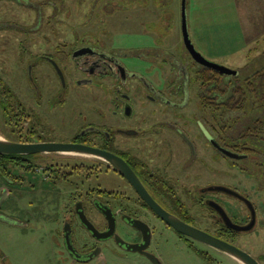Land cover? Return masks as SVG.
Here are the masks:
<instances>
[{
	"label": "flooded vegetation",
	"instance_id": "obj_1",
	"mask_svg": "<svg viewBox=\"0 0 264 264\" xmlns=\"http://www.w3.org/2000/svg\"><path fill=\"white\" fill-rule=\"evenodd\" d=\"M19 3L35 10V17L32 23L13 22L5 29L22 30L25 38L0 41V94L8 101L4 111L9 124H19L1 132L0 138L24 145H81L112 154L123 165L121 171L106 158L81 152L0 154L5 157L10 185L22 187L23 200L36 205L33 211L40 206L47 210L46 219L62 240L66 260L70 264H173L168 257L174 245L194 251L202 264H243L166 220L168 216L177 219L250 254L236 239L256 228L257 207L231 184L220 183L222 158L231 176L239 161L250 159L235 151L221 129L219 104L222 97H230L229 92L221 95L215 87L203 91L212 104L201 105L206 110L212 107L211 119L201 113L189 116L187 57L205 67L193 59L184 43L178 56L163 44L126 52L91 33L77 38L73 31L72 39L63 34L72 30L74 8L60 9L48 0L45 8L51 12L44 8L37 12L36 5L26 0ZM161 15L166 18L169 12ZM41 32L37 41L28 36ZM125 57L142 59L149 63L148 69L141 72L135 64L128 65ZM10 60H16L15 67L22 73L21 92L8 81ZM166 65L171 67L169 72ZM154 67L164 75L162 82L151 76ZM78 92L87 101L85 108L73 105L74 119L66 134L53 136V131L61 130L60 118L53 115L67 111L71 96ZM240 168L247 174L254 171ZM229 191L252 203L256 211L252 229H234L222 215L223 211L239 227L252 221L247 202ZM180 264H186L185 260L181 258Z\"/></svg>",
	"mask_w": 264,
	"mask_h": 264
},
{
	"label": "rangeland",
	"instance_id": "obj_2",
	"mask_svg": "<svg viewBox=\"0 0 264 264\" xmlns=\"http://www.w3.org/2000/svg\"><path fill=\"white\" fill-rule=\"evenodd\" d=\"M19 1L21 2V0L17 3L12 0H0V41L11 40L10 43H13L12 41L16 39L26 37L21 33L22 30L19 32L5 30L10 28L9 23L21 25L33 22L35 10L24 9ZM26 1L30 6L36 5L37 12L42 11L43 8L44 11L51 12L45 8L48 0L45 3L44 0ZM51 1L60 9L63 6L74 8V20L70 21L72 30L63 34L64 37L74 39L69 36L73 31H76L77 38L83 37L85 33H91L93 37L100 38V41L126 52L148 46L160 47L163 44L164 48H170L173 53L177 52L178 56L184 43L182 33L184 9L190 39L196 50L207 60L231 70H237L241 79L264 69V33L259 32V38L256 40L248 38L246 41L244 35L247 28L246 22L251 14L244 12L240 7L241 3L237 5L235 0H140L144 4H140L139 0ZM141 9H144L143 13L146 14H139ZM164 10L169 12L166 18L161 15ZM260 15L257 14L258 17ZM41 35L42 32L28 36L37 41ZM159 39L164 41L161 42ZM124 60L128 65L135 64L141 72L149 66V63H144L140 58L125 57ZM187 60L185 65L191 78L186 101L190 103L187 113L189 116L193 113H201L211 119L213 109H204L199 100L200 82L197 78L203 68L194 63L191 57L188 56ZM8 63L11 65L8 66L10 67L8 81L21 92L25 83L22 73L15 67L16 60H10ZM165 70L169 72L170 65H166ZM150 72L151 76L163 81L164 75L158 68L154 67ZM20 92L17 95L19 101L23 100ZM81 94L78 92L71 96V105L68 103L67 111H60L57 115H53L54 119L60 118L61 126V130L57 129L56 133L53 131V136L66 134L65 128L74 119L71 113L73 105L85 108L87 101L81 97ZM3 99L4 95L0 94V134L7 133L17 125L16 122L9 124ZM250 118L264 119V107L258 113L252 114ZM249 121L246 120V122ZM257 154H250V159L246 162L239 161L240 165L231 173L232 176L229 173L227 161L222 158L220 183L231 184L244 196H248L257 207L256 228L251 235L243 234L238 237L236 242L239 247L264 264V166H261L264 163V153ZM256 162L260 165H255ZM240 166L251 167L254 171L247 174ZM235 204L237 209L245 214L243 206L239 202ZM35 206L32 207L28 201L23 200L22 187L10 185L5 166L3 170L0 169V264H70L66 260L67 253L63 248L62 240L53 232V225L46 219L47 210L40 206L39 210L33 211ZM29 207H32L31 210L28 209ZM30 212L33 213L31 217H29ZM181 258L186 264H202L194 251L188 250L186 246L182 250L173 245L168 257L169 261L180 264Z\"/></svg>",
	"mask_w": 264,
	"mask_h": 264
},
{
	"label": "trees",
	"instance_id": "obj_3",
	"mask_svg": "<svg viewBox=\"0 0 264 264\" xmlns=\"http://www.w3.org/2000/svg\"><path fill=\"white\" fill-rule=\"evenodd\" d=\"M197 81L200 82L199 100L204 107L210 101L203 91L215 87L219 89L221 95L229 92V98L225 99V96L220 100L219 114L221 129L228 131L223 135L226 140L228 139V143L237 148L235 151L248 155L264 153V119L250 118L252 114L258 113L264 107V69L241 79L238 75L226 76L203 68ZM225 89H230V91H225ZM2 102L5 107L8 103L5 96ZM246 120L250 121L246 122ZM4 158L0 155V169L2 170L5 166ZM261 166H264V163Z\"/></svg>",
	"mask_w": 264,
	"mask_h": 264
},
{
	"label": "water",
	"instance_id": "obj_4",
	"mask_svg": "<svg viewBox=\"0 0 264 264\" xmlns=\"http://www.w3.org/2000/svg\"><path fill=\"white\" fill-rule=\"evenodd\" d=\"M182 33H183V40L184 44L187 47L188 51L190 52L191 56L193 59L200 65L204 66L205 68L214 70L216 72H219L222 75H227V76H237L238 71L237 70H231L229 68L220 66L216 63H213L209 60H207L200 52L196 50L194 47L190 36H189V31H188V24H187V19L185 16V10L183 9V18H182ZM46 151H69V152H81V153H86L90 155H95L98 157H103L108 160H110L117 168H119L121 171L122 170V163L120 160L112 155L105 153L101 150L90 148V147H85L81 145H71V144H60V143H39V144H30V145H24V144H19V143H14V142H7L3 139L0 138V154L2 155H7V154H23V153H39V152H46ZM226 155L239 159L241 156L235 153L231 152H226ZM223 189V188H222ZM230 194L236 196L239 199H243L247 202L249 208L252 210V221L248 226L245 227H239L237 225H234L230 222L228 217L226 216L225 213L222 211V215L230 224V226L234 229H237L239 231H247L250 230L254 227L255 225V215L256 211L252 205V203L248 200H246L242 195H240L238 192L235 191H229ZM166 220L170 225H172L174 228H176L178 231L189 235L197 240H200L204 243H207L211 246L217 247L231 256L235 257L238 259L240 262L243 264H260L253 256L248 254L247 252L239 249L238 247L231 245L223 240L217 239L212 237L211 235L207 234L206 232H203L201 230H198L190 225H187L185 223H182L181 221L171 218V217H166Z\"/></svg>",
	"mask_w": 264,
	"mask_h": 264
},
{
	"label": "crops",
	"instance_id": "obj_5",
	"mask_svg": "<svg viewBox=\"0 0 264 264\" xmlns=\"http://www.w3.org/2000/svg\"><path fill=\"white\" fill-rule=\"evenodd\" d=\"M235 2L237 5L241 3L240 7L244 12L251 14L248 22H246L247 28L246 33H244L246 41H248V38L258 39L259 32L264 33V0H235ZM257 14H261L260 17Z\"/></svg>",
	"mask_w": 264,
	"mask_h": 264
}]
</instances>
